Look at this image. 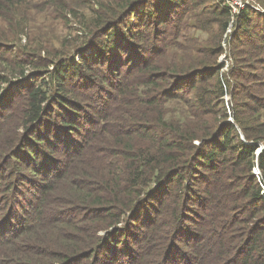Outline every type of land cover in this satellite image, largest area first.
<instances>
[{"label":"trees","instance_id":"16d2710c","mask_svg":"<svg viewBox=\"0 0 264 264\" xmlns=\"http://www.w3.org/2000/svg\"><path fill=\"white\" fill-rule=\"evenodd\" d=\"M85 1L0 0V264H264V0Z\"/></svg>","mask_w":264,"mask_h":264},{"label":"rangeland","instance_id":"374dc122","mask_svg":"<svg viewBox=\"0 0 264 264\" xmlns=\"http://www.w3.org/2000/svg\"><path fill=\"white\" fill-rule=\"evenodd\" d=\"M37 1V0H33ZM92 2L95 6V0H86ZM80 3L76 2L72 5L74 8V13L72 15L71 12H68L69 21L65 22L60 19L55 18V14H51L50 16L45 15V12L38 11L37 13L30 12L32 16V21L30 22L32 25V31L37 34L41 35L43 33H47L49 41H51L54 45H57V41L63 39L64 36L67 34H71L69 37H74L73 35L78 31L81 30V26L84 25L85 19L82 20V15L88 17L92 13V8L89 6L87 2ZM228 1V0H227ZM231 3L240 2L239 0H229ZM47 9V7H46ZM75 14V15H74ZM70 27V28H69ZM86 27V26H84ZM24 42V39L22 40ZM15 222V219L13 220ZM10 228V227H9Z\"/></svg>","mask_w":264,"mask_h":264},{"label":"water","instance_id":"95a60500","mask_svg":"<svg viewBox=\"0 0 264 264\" xmlns=\"http://www.w3.org/2000/svg\"><path fill=\"white\" fill-rule=\"evenodd\" d=\"M260 150H261V148H260V149H258V151H257V152H260ZM255 173H256V174H259V171H258V169H257V168L255 169Z\"/></svg>","mask_w":264,"mask_h":264},{"label":"built area","instance_id":"2783aa9c","mask_svg":"<svg viewBox=\"0 0 264 264\" xmlns=\"http://www.w3.org/2000/svg\"><path fill=\"white\" fill-rule=\"evenodd\" d=\"M235 3H238V2H235Z\"/></svg>","mask_w":264,"mask_h":264}]
</instances>
